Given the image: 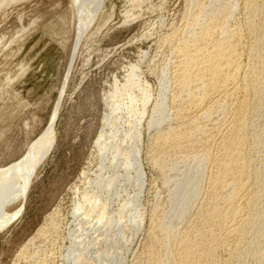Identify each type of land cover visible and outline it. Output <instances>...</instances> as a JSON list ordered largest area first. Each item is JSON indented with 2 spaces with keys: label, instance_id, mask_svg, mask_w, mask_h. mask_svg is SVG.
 Returning <instances> with one entry per match:
<instances>
[{
  "label": "bare ground",
  "instance_id": "6f19581e",
  "mask_svg": "<svg viewBox=\"0 0 264 264\" xmlns=\"http://www.w3.org/2000/svg\"><path fill=\"white\" fill-rule=\"evenodd\" d=\"M21 1L0 0V11ZM71 1L78 26L66 81L107 0ZM184 14L162 39L159 99L135 74L111 95L110 132H101L96 147L100 157L110 156L112 173L97 185L111 190L120 178L129 180L146 129L150 165L169 203L152 212L144 249L129 264H264V0H188ZM63 92L28 154L0 169V231L23 213V206L13 214L9 208L27 200L54 149ZM91 192L73 215H99L100 223L108 206ZM143 223L139 218L137 231Z\"/></svg>",
  "mask_w": 264,
  "mask_h": 264
},
{
  "label": "rangeland",
  "instance_id": "374dc122",
  "mask_svg": "<svg viewBox=\"0 0 264 264\" xmlns=\"http://www.w3.org/2000/svg\"><path fill=\"white\" fill-rule=\"evenodd\" d=\"M187 5L188 0H107L68 81L78 26L72 1L24 0L0 11V169L28 154L66 86L54 149L39 167L27 200L9 208L13 214L23 206V213L0 231V264H129L142 252L152 212L169 203L150 165L149 134L144 129L138 147L140 168L111 190L99 187L112 171L110 156L100 157L96 141L105 128L110 132L105 127L109 99L130 75L159 99L162 39L182 23ZM120 117L123 126L125 116ZM102 162L108 166L104 172ZM94 191L108 206L100 223L99 215H73L83 193ZM137 216L144 222L138 231Z\"/></svg>",
  "mask_w": 264,
  "mask_h": 264
}]
</instances>
